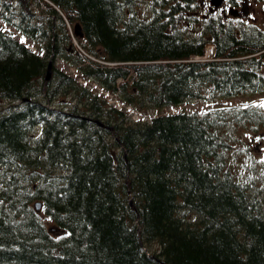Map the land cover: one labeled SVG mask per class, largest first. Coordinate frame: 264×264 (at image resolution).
Listing matches in <instances>:
<instances>
[{
    "label": "trees",
    "instance_id": "1",
    "mask_svg": "<svg viewBox=\"0 0 264 264\" xmlns=\"http://www.w3.org/2000/svg\"><path fill=\"white\" fill-rule=\"evenodd\" d=\"M48 1L2 0L42 52L0 25V264H264V99L160 112L264 93V28L208 0Z\"/></svg>",
    "mask_w": 264,
    "mask_h": 264
},
{
    "label": "rangeland",
    "instance_id": "2",
    "mask_svg": "<svg viewBox=\"0 0 264 264\" xmlns=\"http://www.w3.org/2000/svg\"><path fill=\"white\" fill-rule=\"evenodd\" d=\"M32 3V10L35 12V14H43L44 12H46L45 8L46 6L44 4H42V6H37V1L38 0H31ZM42 1V0H39ZM2 0H0V14L2 12V9L4 8L2 5ZM249 10H250V19H252L253 22H255V24H257L258 26H261L264 28V0H249ZM137 9L139 11V13L146 11V2L144 0H140L138 2ZM207 6V5H206ZM210 11H212V9L207 6ZM6 10V9H5ZM45 10V11H44ZM204 11V9H199V13H202ZM6 12L8 14H11V9L8 8L6 10ZM213 12V11H212ZM45 15V13H44ZM67 20V19H66ZM58 22V21H57ZM0 25L4 26L12 35H14L17 39L23 40L26 42V44L31 45L36 51L38 52H42V48L41 46L33 39H31L30 37H26L19 32L13 25H8L1 17H0ZM69 25H71L69 23ZM72 26V25H71ZM22 35V36H21ZM71 37L72 34H71ZM72 43H73V47L75 49H77L78 51H82V49H80L81 44L79 43V41L77 40V38H75L73 40L72 38ZM211 45L207 46V53H209L210 49H211ZM54 63L55 66H57L58 68L72 73V74H78V72L75 69V66L70 64L69 62H67L65 60V51H61L57 56H54ZM78 79L82 82L85 83L86 80L77 75ZM89 84L95 86V84L89 80L88 81ZM98 91L100 90V88L97 89ZM108 101L109 102H113L114 104H117V97L115 95H112L111 97H109V95L107 96ZM264 99V93H245V94H239V95H232V96H226V97H221V96H217V97H203V98H191L185 101H182L181 103H179L176 106H168L167 108L161 109L160 112L164 113L166 111L168 112H177V111H203L206 109H211V108H215V107H221V106H231V105H235V104H246V103H250V102H254V101H259ZM70 99L68 97H57L56 98V106L61 107L65 104V101H67ZM2 102V101H1ZM0 102V103H1ZM3 104L6 103V101L2 102ZM19 101L15 102V104H18ZM8 104H5L3 106H6ZM118 105V104H117ZM156 113V111L153 109L151 111H147L143 114H141L140 118H146L149 119L151 116H153ZM135 118V117H133ZM139 118V117H138ZM39 129H37L36 132H38ZM256 138H253V145L256 144L255 143ZM256 149V148H255ZM232 154L233 153H229V157L230 159H232ZM246 161H248V157L244 158ZM236 162H239V166L241 167L240 170V174L241 176H246L248 171L246 168L250 167L249 163L247 165V167H243L241 165V160L239 158V155L236 159ZM238 166V167H239ZM239 173V171H238ZM261 180H259L258 176L255 175L252 177V181H249V183H251L252 185H256L258 186L260 184ZM48 223V222H46ZM154 247L156 246V243L153 245Z\"/></svg>",
    "mask_w": 264,
    "mask_h": 264
},
{
    "label": "flooded vegetation",
    "instance_id": "3",
    "mask_svg": "<svg viewBox=\"0 0 264 264\" xmlns=\"http://www.w3.org/2000/svg\"><path fill=\"white\" fill-rule=\"evenodd\" d=\"M8 3H12L10 5H16L18 4V0H8ZM209 5L211 6L210 3ZM249 5H250L249 0H247V4H246V0H223L222 5L218 7L211 6L210 8L212 9L213 12L221 14L224 18L231 17V18H236L238 20H245V19H248V17L243 16L240 13H239L240 15H230L228 11V6H234V7L239 8L240 10L243 9L244 11L248 9L249 11V8H248Z\"/></svg>",
    "mask_w": 264,
    "mask_h": 264
},
{
    "label": "water",
    "instance_id": "4",
    "mask_svg": "<svg viewBox=\"0 0 264 264\" xmlns=\"http://www.w3.org/2000/svg\"><path fill=\"white\" fill-rule=\"evenodd\" d=\"M210 2L214 5V6H219L222 4L223 0H210ZM228 11L231 13V14H237L238 10L237 8L235 7H229L228 8ZM243 14H247V10H243L241 9L240 10ZM74 33L75 35H80L81 34V27H80V24L78 22H75L74 23ZM51 65H52V60H49L48 62V65H47V69H46V73H45V79H48L50 77V74H51ZM22 100H27V97H24ZM36 209L38 210L41 206V202L39 200L35 201L34 203Z\"/></svg>",
    "mask_w": 264,
    "mask_h": 264
},
{
    "label": "bare ground",
    "instance_id": "5",
    "mask_svg": "<svg viewBox=\"0 0 264 264\" xmlns=\"http://www.w3.org/2000/svg\"><path fill=\"white\" fill-rule=\"evenodd\" d=\"M47 2H48V4L49 5H52L53 7H54V5L50 2V1H48L47 0ZM57 11H58V13L62 16V18H63V20H65V16L59 11V9H57V8H55ZM66 21V25H67V27H68V29H69V27H70V25H69V23L67 22V20H65ZM22 36V35H21ZM26 38V37H25Z\"/></svg>",
    "mask_w": 264,
    "mask_h": 264
},
{
    "label": "snow or ice",
    "instance_id": "6",
    "mask_svg": "<svg viewBox=\"0 0 264 264\" xmlns=\"http://www.w3.org/2000/svg\"><path fill=\"white\" fill-rule=\"evenodd\" d=\"M261 106H264V105H261Z\"/></svg>",
    "mask_w": 264,
    "mask_h": 264
}]
</instances>
